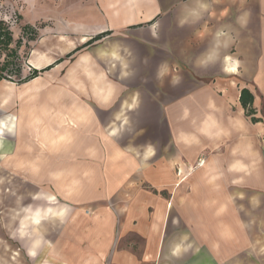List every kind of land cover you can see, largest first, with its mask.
<instances>
[{
    "label": "crops",
    "instance_id": "0c3cea01",
    "mask_svg": "<svg viewBox=\"0 0 264 264\" xmlns=\"http://www.w3.org/2000/svg\"><path fill=\"white\" fill-rule=\"evenodd\" d=\"M78 1L86 12L84 17L74 19L75 27L71 31H81L77 45H84L100 33L109 34L80 49L75 47L73 52L88 47L78 55L69 74H74V79L68 82L73 89L87 92V97L72 96L64 91L70 95L69 99L51 101L49 94L53 91L43 99L36 98L47 100L50 109L67 114H61L57 119L53 113L54 118L44 120L36 130L42 140L39 144L47 141L55 152L54 164L49 166L52 168L50 175L42 174L47 166L40 164L36 180L42 182L44 179L45 183L56 185V194L61 198L59 191L65 188L63 186L68 191L63 198L67 205L62 203L66 209H39L41 216L36 224V238L30 241L26 236L32 257H37L39 264H106L118 222L123 233L135 231L142 237L144 253L138 260L133 254L117 251L112 261L115 264L150 261L162 249L168 211L164 190L174 179L172 169L177 158L174 154L191 162L203 148H219L224 144L227 147L222 149L224 154H220L222 162L213 159L191 178L192 192L187 201L198 200V195L206 192L196 213L201 216L200 220L209 221L207 225L203 222L205 227L196 228L198 238L205 239L210 234L205 243L212 249L211 254L221 255L229 264H238L237 249H249L253 244L249 229L239 221L231 197L238 195L240 187L264 190V162L256 173L231 179L233 172H244L247 166L242 159L254 152L251 142L254 125L243 116L239 103L241 89L252 92L247 82L240 87L234 83L238 90L233 103L238 109L233 113L225 92L219 96L211 90L222 88L225 74L237 79L238 66L237 71L244 73L247 81L248 78L252 82L257 79L258 86L264 91V0ZM85 21V28H81V22ZM140 24L150 25L149 32H121ZM67 45L73 46L72 41ZM32 58L39 62L36 66L30 61L29 65L34 69L58 67L59 60H52L44 53H35ZM35 85L26 87L24 92H38ZM53 87L63 91L62 87ZM93 88H108L110 92L101 97L93 92ZM13 95L15 92L5 106ZM79 115L83 118L76 119L74 124L71 117ZM159 120L165 123L176 148L173 151L166 143L157 157L159 150L148 138H153L151 123L155 125ZM42 129L45 132L40 135ZM60 130H66L67 134L58 133ZM145 137L147 139L143 140ZM49 138L53 145L46 140ZM53 138L69 139L60 142L68 148L58 150ZM68 162L69 166L66 165ZM117 163H123L138 184L150 183L152 189L147 192L152 194L154 189L158 192L153 194L154 200L151 195L141 199L139 193L133 200L139 203L138 208L129 210L118 221L106 205H98L90 212L70 208L71 204L93 201L92 194L102 179L100 167L116 166ZM143 202H148L145 208H142ZM151 202L153 210L149 212L147 207ZM57 203L55 199L50 204ZM46 217L53 219V228L44 222ZM200 220L197 219L198 224ZM171 246L175 256L185 249L175 241ZM207 259L204 257L197 264H212Z\"/></svg>",
    "mask_w": 264,
    "mask_h": 264
},
{
    "label": "rangeland",
    "instance_id": "374dc122",
    "mask_svg": "<svg viewBox=\"0 0 264 264\" xmlns=\"http://www.w3.org/2000/svg\"><path fill=\"white\" fill-rule=\"evenodd\" d=\"M88 10L91 11L90 9ZM85 12V7L79 6L78 0H0V20L9 23L15 39L18 38L20 27L24 24L39 26L43 23L45 25L39 30V37L35 41L30 42L29 49L24 47L21 49V54L28 52L24 63L23 75H28L30 69H32L29 64L35 53H44L55 61L59 60L57 62L58 67H52L27 83L19 85L8 81L0 82V264H39L40 261L36 260L37 257H32L33 252L26 245V236H28L30 241L36 238L38 232L36 224L41 216L39 209L52 207L66 209V206L63 205H67V202L63 200L64 195L68 191L66 186H63L65 188L59 191L63 197L61 198L56 194V185L45 183L44 179L41 180L42 182L36 180L39 172L38 165L44 164L43 166H47L46 171H43L44 173L42 174L49 176L52 170L49 166H52L55 160L53 146L51 148L47 141L43 145L39 144V141L42 140L41 136L39 138L36 134V130L40 124H43L44 120L49 121L54 116L58 119L61 114L66 113L61 110H52L47 106V100L40 101L36 98L41 97L43 99L53 91L55 92L49 94L51 101H61L65 97L69 99L70 95H67L66 92L76 97H87V92L75 90L68 84L70 79H74V74L71 76L69 74L75 65L78 55L88 49L87 47L77 53H73L75 47L76 50L83 47L82 43L77 45L80 44L78 39L81 31H71L72 27H75L73 26L75 25L74 19L84 17L83 14ZM164 16L165 13H163L162 17ZM86 23V21L81 22L80 27L85 28ZM148 27L150 25L140 24L127 28V30L124 29L121 32L148 33ZM152 30L155 31L156 28ZM69 41H72L73 46L67 45ZM256 54L253 56L254 59ZM239 65L240 68H243L240 63ZM237 67L235 71L237 79L225 74L222 77V88H213L211 90L212 93L215 92V95L219 96H222L223 92H225V97L228 98L233 113L238 109L237 105L233 103L238 90L234 83H238L237 86L240 87V85L247 82L250 85V91L255 97L254 113L247 116L245 111L242 110V114L249 124L254 125L253 140L251 139L254 152L242 159V162L247 166L244 172L239 174L233 172L234 177L231 176V179H237L242 174L256 173L261 163L264 162V91L258 86L257 79L252 82L248 78L250 81H247L244 73L237 71ZM172 72L174 75L177 74L174 70ZM87 74L90 75L89 72ZM33 83L36 84L35 86L38 87L39 91L28 90V92H24L26 91L25 88L32 86ZM43 83L46 84V87H43ZM7 86L13 87L15 95L12 96L8 105L3 107L1 100L3 96L7 95ZM53 86L62 87L63 91L54 90ZM92 90L101 97H106L110 92L108 88L99 90L93 88ZM19 93H23L22 96H18ZM45 109L46 113H44ZM82 116L69 117L76 124L75 120L82 119ZM251 118H258L259 121L253 122ZM152 123L150 134L153 135V138L148 139L154 141V146L159 150L156 154L157 157L160 156V153L162 154V146L166 143H169L168 147L174 151L176 146H173L172 137L167 132L165 123L161 120L157 121L155 125ZM43 132H45L43 129L39 130L40 135ZM66 132V130L58 131V133L62 134H67ZM53 139L54 145L57 146L58 150L61 151L68 148V146L60 145V142L62 143L64 140ZM144 139L147 138L145 137ZM46 140L52 141L51 138ZM51 144L53 145V142ZM224 147L226 148L227 146L222 144L219 148H203L191 162L185 158L178 157V154H174L176 155L175 158L177 157L176 160L174 159L172 169L174 179L172 185L164 190V203L165 205L167 204L168 211L166 213L161 252L156 256L153 255L150 261L141 260L137 264H197L204 257L206 260L209 258L212 264H229L221 255L218 257V254L215 256L211 254L212 249L208 248L205 243L210 234L207 235L208 238H201V240L198 238L199 234L196 228L199 226L205 227L208 224L207 221H209L208 219H201V222V216L196 213V209L201 203V198L206 192L198 195V200L187 201L189 193L192 192L191 178L197 171L203 170L204 165L213 161V159L217 158L218 161L221 160L222 162V155L224 154L222 149ZM171 160L173 159L171 158ZM69 164L70 162L66 165L69 166ZM199 164L201 165L198 166ZM124 166L123 163H117L116 166L100 167L99 171L102 179L96 186L94 194H92V199L94 200H86L83 204H71L70 208H83L90 212L98 205H106L113 213L115 221H118V218L124 216L129 210L135 207L138 208L139 203L133 200L139 193L142 194L138 196L141 199L145 198L143 197L144 195L147 197L151 195L154 200L155 196L153 194H157V190L154 189L155 191L152 194L147 192L152 189L151 184L148 182L138 184L136 180L132 179L133 174H128ZM180 168L183 169V172L180 171ZM237 191L238 195L231 197L232 205L236 209L239 221L244 224V228L246 226L249 229V238L253 244L249 249L240 247L237 249L238 264H264V190H245L240 187ZM46 197L52 198V200L46 201ZM55 199L58 200V203L51 205L50 203L55 201ZM147 203L143 202L144 205L141 203L142 208H145ZM152 206L153 202L147 207L149 212L153 210ZM87 215L90 216L89 214ZM45 219L46 225L53 228V219L51 218V220L49 217ZM197 219L200 220L199 224ZM203 222H206L205 225ZM140 238L142 239L135 231L123 233L122 228L118 227V222L117 225L115 223L106 264H115L112 261V256L117 251L124 253L126 251L135 255L139 260L144 253V240H140ZM173 241L179 247L186 249L188 246L187 251L182 249L175 256L171 251V242ZM41 255L42 253L39 254V256ZM170 257L175 260L173 261Z\"/></svg>",
    "mask_w": 264,
    "mask_h": 264
},
{
    "label": "trees",
    "instance_id": "16d2710c",
    "mask_svg": "<svg viewBox=\"0 0 264 264\" xmlns=\"http://www.w3.org/2000/svg\"><path fill=\"white\" fill-rule=\"evenodd\" d=\"M44 26L43 23L39 26L28 23L24 24L20 27L18 38L15 39L9 23L0 20V82L8 81L19 85L24 84L50 68L46 67L42 70L32 68L28 75H23L24 63L26 62L28 52L21 54V49L22 47L29 49L30 42L35 41L39 37V30ZM108 34V32H103L94 36L83 47L100 40ZM239 103L247 116L254 113L253 95L249 90L245 88L240 90ZM251 120L253 122L259 121L258 118H251Z\"/></svg>",
    "mask_w": 264,
    "mask_h": 264
},
{
    "label": "bare ground",
    "instance_id": "6f19581e",
    "mask_svg": "<svg viewBox=\"0 0 264 264\" xmlns=\"http://www.w3.org/2000/svg\"><path fill=\"white\" fill-rule=\"evenodd\" d=\"M31 63L35 64L36 66L39 65V62L37 60V58H32L31 59ZM7 95L3 96V99L1 100L2 105L5 106L6 101L10 98V96L12 95V93H14L13 87L12 86H7ZM201 164H199L198 166H200Z\"/></svg>",
    "mask_w": 264,
    "mask_h": 264
}]
</instances>
